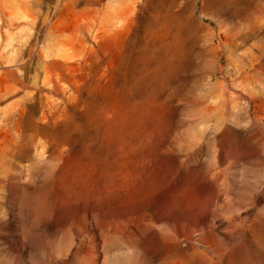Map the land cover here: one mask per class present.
<instances>
[{"label":"rangeland","instance_id":"obj_1","mask_svg":"<svg viewBox=\"0 0 264 264\" xmlns=\"http://www.w3.org/2000/svg\"><path fill=\"white\" fill-rule=\"evenodd\" d=\"M261 53L264 0H0V264H264Z\"/></svg>","mask_w":264,"mask_h":264},{"label":"bare ground","instance_id":"obj_2","mask_svg":"<svg viewBox=\"0 0 264 264\" xmlns=\"http://www.w3.org/2000/svg\"><path fill=\"white\" fill-rule=\"evenodd\" d=\"M200 1H207V0H200ZM188 9V7H184L183 8V10L181 11V14H183V13H185L186 12V10ZM179 13V12H178ZM180 14V13H179ZM214 23H215V27H213L212 28V30L214 31V33H215V31H216V28L217 29H219L220 28V26H219V23L217 22V21H215V20H212ZM247 21H248V17L247 16H242V17H240L239 18V27L237 26V27H235V26H233V28H231V29H228L227 31H225V34H224V36H220L219 35V33L216 35V34H214L213 33V35H212V39H211V41L212 42H217L218 41V43L217 44H215L214 46H212V50L213 51H217V53H219L220 52V49H221V46L223 45V44H225L226 42H228L229 40H234L236 37H238L239 36V32L240 31H242L243 29H244V27H246V25H247ZM238 29H240L239 31H237ZM198 30V28H196L195 29V31H197ZM217 37V38H214V37ZM217 39V40H216ZM260 49V48H259ZM263 49V48H262ZM261 50V49H260ZM257 51V50H256ZM262 51V50H261ZM258 52V51H257ZM216 53V52H215ZM253 53H255V52H253ZM258 54V53H257ZM262 54V53H261ZM264 54V53H263ZM262 54V55H263ZM252 55V54H251ZM250 55V56H251ZM254 55V57L256 56L255 54H253ZM252 55V56H253ZM261 56V55H260ZM263 57V56H262ZM262 57H260L261 59L260 60H262ZM218 58V57H217ZM250 59H252V58H250ZM253 59H256V57L255 58H253ZM259 59V58H258ZM218 60V62H220V58L219 59H217ZM259 60V61H260ZM264 60V59H263ZM251 61V60H250ZM258 61V62H259ZM252 62H254V61H251V65L253 64ZM256 62H257V59H256ZM261 62V61H260ZM259 62V63H260ZM263 62V61H262ZM264 63V62H263ZM256 64V63H255ZM257 65V64H256ZM261 66V65H260ZM250 68V67H249ZM260 68V67H259ZM262 68V67H261ZM252 70V69H251ZM259 70V69H258ZM264 70V69H263ZM249 71V70H248ZM257 71V70H256ZM252 72V71H251ZM253 72H254V69H253ZM261 72H263V71H261ZM250 73V72H249ZM255 73H257V72H255ZM260 73V72H259ZM258 73V74H259ZM257 75V74H256ZM255 76V75H254ZM253 76V77H254ZM259 76V75H258ZM252 77V78H253ZM260 77V76H259ZM260 79V78H259ZM230 133V132H229ZM228 133V134H229ZM225 135H227V134H225ZM181 167V166H180ZM211 180V179H210ZM210 180H208V181H210ZM205 181V180H204ZM216 181V180H215ZM219 181V180H218ZM207 182V181H206ZM214 182V181H213ZM203 183H205V182H203ZM209 183V182H208ZM211 184V183H210ZM219 184V183H218ZM218 184H214L213 186H216V185H218ZM207 186V185H206ZM210 185H208V187H209ZM219 187V186H218ZM215 188V187H214ZM213 188V189H214ZM205 189H207V188H205ZM212 189V188H211ZM212 189V190H213ZM217 189V188H216ZM210 190V189H209ZM211 190V191H212ZM215 190V189H214ZM213 190V192H216V190L214 191ZM210 191V192H211ZM209 192V191H208ZM207 192V193H208ZM209 192V193H210ZM213 192H211L212 194H213ZM218 192V191H217ZM211 193H210V195H208V196H211ZM218 194V193H217ZM217 194H216V196H217ZM212 197H213V195H212ZM210 198V197H209ZM216 198V197H215ZM214 198V199H215ZM249 199V198H248ZM252 202V201H251ZM221 204V203H220ZM171 210V209H170ZM177 210V209H176ZM252 217V216H251ZM135 219V218H134ZM180 219V218H179ZM247 220V219H246ZM178 221V220H177ZM183 221V220H182ZM147 223V222H146ZM146 223H144L146 226H147V224ZM183 223V222H182ZM130 224V223H129ZM143 224V225H144ZM179 224V223H178ZM177 224V225H178ZM184 224V223H183ZM196 224V223H195ZM142 225V226H143ZM199 225V224H198ZM150 226V225H149ZM148 226V227H149ZM175 226V225H174ZM181 226H183V225H181ZM185 226V225H184ZM197 226V225H196ZM114 227V226H113ZM145 227V226H144ZM151 227V226H150ZM155 227V226H154ZM189 227V226H188ZM191 227V226H190ZM124 228V226L122 227V228H120V229H123ZM126 228V227H125ZM139 228H141L142 229V227H139ZM146 228V227H145ZM156 228V227H155ZM175 228V227H174ZM184 228V227H183ZM186 228V227H185ZM114 229H116V227H114ZM113 229V230H114ZM117 229H118V227H117ZM116 229V230H117ZM144 229V228H143ZM147 229V228H146ZM148 229H150V228H148ZM173 229V228H172ZM177 229V228H176ZM199 229V228H198ZM119 230V229H118ZM117 230V231H118ZM126 230V229H125ZM129 230V229H128ZM134 230V229H133ZM140 230V229H139ZM145 230V229H144ZM151 230V229H150ZM194 230H197L196 228L194 229ZM201 230V229H200ZM120 231V230H119ZM140 231H143V230H140ZM167 231V230H166ZM172 231V230H171ZM199 231V230H198ZM198 231H193V228L191 227L190 229H188L187 231L186 230H183L182 229V227H180L179 226V228H178V230L177 231H175L174 232V235L173 234H171V235H167V236H164V235H162L161 236V239H160V241H161V246H159V249H161V251H162V257H161V261H160V263L161 264H215L213 261L214 260H216V259H218V261L220 262H222V260H224L225 259V257H227V252H225V249L224 248H222V247H217V246H214V245H212L211 243H213L215 240H216V238H217V236H215V235H217V234H212L211 233V235H210V233H209V236H207V237H204V233H202L201 235H198L196 232H198ZM203 231V230H202ZM120 232H122V231H120ZM127 232V231H126ZM130 233H131V231H129ZM138 232V231H137ZM136 232V233H137ZM150 232V231H149ZM200 232V231H199ZM116 233H118V232H116ZM140 233V232H139ZM142 233V232H141ZM147 233V232H146ZM168 233V232H167ZM170 233V232H169ZM251 233V232H250ZM114 234V233H113ZM122 234H123V232H122ZM206 234H208V233H206ZM244 235V234H243ZM109 236V235H108ZM156 236V235H155ZM140 237V236H139ZM154 237V236H153ZM159 237V236H158ZM185 238L186 239V243L188 244V248L187 249H182V245L180 244L181 242H182V240H181V242L179 243V238ZM250 237V236H249ZM134 238V237H133ZM141 239V238H140ZM144 239H146L145 237H144ZM152 239V238H151ZM154 239V238H153ZM185 239H183V240H185ZM142 240V242L144 241L143 239H141ZM157 240H158V238H157ZM138 241H140V240H138ZM105 242V241H104ZM131 242V241H130ZM135 241H133V243H134ZM153 242H155V241H153ZM132 243V244H133ZM137 243V242H136ZM138 243H140V242H138ZM137 243V244H138ZM147 243V242H146ZM106 244V243H105ZM129 244V243H128ZM131 244V245H132ZM137 244H136V246H137ZM141 244V243H140ZM143 244H145V243H143ZM156 245V244H155ZM183 245H185V243H183ZM133 246H135V245H133ZM135 246V247H136ZM143 246V245H142ZM145 246V245H144ZM147 246V245H146ZM153 246H154V244H153ZM147 247H150V246H147ZM184 247V246H183ZM134 248V247H133ZM138 248H141V247H138ZM154 249V248H153ZM140 250V249H139ZM138 250V251H139ZM155 250V249H154ZM158 250V249H157ZM133 251H135L134 249H133ZM141 251H143V247H142V250ZM141 251H139V254L141 253ZM144 251H146L145 250V247H144ZM154 253H155V251H153ZM152 252V253H153ZM153 253V254H154ZM160 253V252H159ZM143 254V253H142ZM145 254V253H144ZM161 254V253H160ZM159 254V256H161ZM137 256H139L138 255V253L136 254ZM141 255V254H140ZM152 255V254H151ZM142 256V255H141ZM146 256V255H145ZM153 256V255H152ZM140 258V257H139ZM142 258H145L144 256H142ZM141 259V258H140ZM147 259V258H146ZM106 261V260H105ZM217 261V262H218ZM142 262V261H141ZM96 263H97V261H96ZM217 264V263H216ZM221 264V263H220ZM223 264H225V262L223 263Z\"/></svg>","mask_w":264,"mask_h":264}]
</instances>
